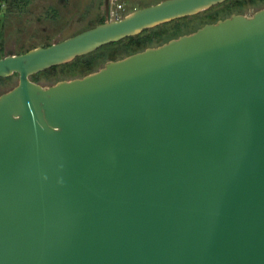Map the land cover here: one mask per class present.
I'll use <instances>...</instances> for the list:
<instances>
[{
	"label": "water",
	"instance_id": "obj_1",
	"mask_svg": "<svg viewBox=\"0 0 264 264\" xmlns=\"http://www.w3.org/2000/svg\"><path fill=\"white\" fill-rule=\"evenodd\" d=\"M0 57V264H264V6L82 77L30 79L226 0H159Z\"/></svg>",
	"mask_w": 264,
	"mask_h": 264
},
{
	"label": "rangeland",
	"instance_id": "obj_2",
	"mask_svg": "<svg viewBox=\"0 0 264 264\" xmlns=\"http://www.w3.org/2000/svg\"><path fill=\"white\" fill-rule=\"evenodd\" d=\"M11 1L13 0L0 1V44L4 55L8 52L22 53L33 47L59 41L95 26L105 17L104 0H28V3L16 6L10 4ZM157 1L159 0H110L108 19L122 18L136 8ZM262 4L247 6L242 13L252 14L263 7ZM176 20L181 21L179 27L187 21L184 17ZM171 25L168 23L164 28L169 33L174 31ZM39 83L49 84L44 80ZM9 84L10 81L0 82V93L9 89Z\"/></svg>",
	"mask_w": 264,
	"mask_h": 264
},
{
	"label": "trees",
	"instance_id": "obj_3",
	"mask_svg": "<svg viewBox=\"0 0 264 264\" xmlns=\"http://www.w3.org/2000/svg\"><path fill=\"white\" fill-rule=\"evenodd\" d=\"M27 1L28 0H13L10 4L13 6L19 4L22 5L28 3ZM258 3L264 4V0H228V2L225 3V6L222 7L223 9L221 11L219 10V7L222 5L219 3L220 5L217 4L216 7H210L209 9H205L194 15L184 17L186 20L194 21L193 25L198 24L196 27L186 30L188 32H185V30H174L169 33L164 28L168 23H170V21L165 22L151 28H146L137 35L128 36L115 42H109L90 53L75 57L72 61L43 69L35 74H32L30 79L36 82L44 80L51 84L62 79L82 77L97 70L108 60L119 59L134 52L141 51L146 47L162 44L171 38H175L184 33L192 32L205 23L215 22L218 19H222L223 17L221 16L227 17L230 11L242 12L243 8ZM1 5L2 2H0V9ZM12 11L15 10L13 9ZM104 20L105 17H102L99 23L104 22ZM173 21L178 23L181 22L176 19ZM49 44L50 43H47L45 46ZM3 56V46L0 44V57ZM16 79L17 73H13L8 77H0V82L4 83L10 81L11 84L9 85L12 87L16 84Z\"/></svg>",
	"mask_w": 264,
	"mask_h": 264
},
{
	"label": "flooded vegetation",
	"instance_id": "obj_4",
	"mask_svg": "<svg viewBox=\"0 0 264 264\" xmlns=\"http://www.w3.org/2000/svg\"><path fill=\"white\" fill-rule=\"evenodd\" d=\"M226 2H228V0L227 1H224V2H222V3H220L222 6H220L219 7V10L221 11L223 8L222 7H224L225 6V3ZM219 4V5H220ZM224 4V5H223ZM211 7H213V6H211ZM209 9V8H208ZM233 13H242V12H236V11H230L228 14V16H230L231 14H233ZM214 15V14H213ZM227 16V17H228ZM221 17H223V18H225L224 16H221ZM193 23H194V21H191V20H187L186 21V23L185 24H183V26L182 27H179L180 26V24L181 23H178V22H174L173 20H171L170 21V24H172L173 25V29L174 30H185V32H188V31H186V30H188L189 28H192V27H196L198 24H194L193 25ZM171 25V26H172ZM193 25V26H192ZM189 31H191V30H189ZM190 33V32H189Z\"/></svg>",
	"mask_w": 264,
	"mask_h": 264
}]
</instances>
